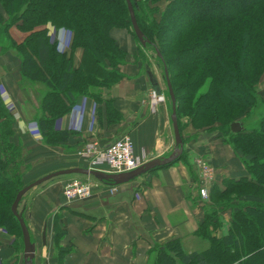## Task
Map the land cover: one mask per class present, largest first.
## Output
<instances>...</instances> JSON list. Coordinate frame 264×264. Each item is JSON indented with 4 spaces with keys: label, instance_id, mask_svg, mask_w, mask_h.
Returning <instances> with one entry per match:
<instances>
[{
    "label": "trees",
    "instance_id": "trees-1",
    "mask_svg": "<svg viewBox=\"0 0 264 264\" xmlns=\"http://www.w3.org/2000/svg\"><path fill=\"white\" fill-rule=\"evenodd\" d=\"M161 1H166L163 9ZM132 3L148 40L146 45L133 30L127 0H0L8 15L0 8V36L5 35L9 48L20 56L21 74L48 88L35 115L44 142L57 145L77 133L57 129L55 123L72 110L81 95L105 105L109 125L121 122L123 113L113 99L103 97V90L126 77L122 65L128 62L129 51L112 31L127 30L142 49L150 47L156 51L166 84L167 67L177 99L181 134L182 115L189 116L198 127L219 122L217 128L223 141L231 145L247 169L244 176L226 177L222 186L214 184L210 196L215 204L202 207L204 218L197 233L209 246L188 252L179 238L156 243L149 249L153 264H264V114L250 130L231 129L232 122L249 115L258 102L256 86L264 72V0ZM48 25L73 31L70 51L58 49ZM14 26L28 33L22 41L12 35L10 29ZM77 50L82 51L78 65ZM133 59L136 64L143 63L144 69L146 65L151 67L138 48ZM167 92L170 97L168 87ZM15 123L16 116L0 90V226L19 233L21 240L16 245L24 249L23 232L12 204L27 185L25 175L32 165L28 162L27 146L12 140ZM180 161L197 180L184 150L172 164ZM194 201H202L201 195ZM229 208L232 212L228 232L218 236L220 214ZM66 234L62 214L56 213L54 256L58 264H66V255L75 250L73 244H62Z\"/></svg>",
    "mask_w": 264,
    "mask_h": 264
},
{
    "label": "crops",
    "instance_id": "crops-1",
    "mask_svg": "<svg viewBox=\"0 0 264 264\" xmlns=\"http://www.w3.org/2000/svg\"><path fill=\"white\" fill-rule=\"evenodd\" d=\"M61 30V50L68 51L72 32ZM14 32L17 31L12 34L18 41L28 34ZM112 35L127 48L129 57L122 65L126 77L111 88H105L103 97L114 100L123 119L117 125H109L104 104L81 95L72 110L55 123L57 129L77 133L57 145L44 142L35 120L47 86L34 83L21 74L18 56L0 54V85L5 101L16 116L12 140L22 141L29 149L28 162L32 167L25 175L27 184L49 173L73 167L108 171L106 164L91 163L87 149L95 143L99 144L98 149H104L123 134L132 137L142 163L174 151L176 141L167 102L152 103L149 92L153 87L146 71L144 75L140 66L134 63L135 38L125 29H114ZM81 53V50L76 53L77 65ZM22 80L38 86L40 91L31 92L22 85ZM158 81L160 83L159 78ZM210 159L217 168L219 180L225 176L239 177L246 172L241 158L229 144L211 147ZM79 175L54 177L23 195L18 211L22 212L35 243L33 264H58L54 256L56 213L62 214V225L67 229L62 244L75 245V250L66 255V264H153V256L149 255L152 245L174 238H179L188 252L209 246V242L197 233L204 211L194 201L198 194L197 181L184 162L151 171L143 177L147 185H141L142 189L137 191L135 188L142 183L140 180L109 184L96 179L92 197L68 198L64 193L66 183L74 177L85 176ZM112 186H116L114 192ZM222 232L227 233V228ZM8 236L0 232V264H26L24 252L19 255Z\"/></svg>",
    "mask_w": 264,
    "mask_h": 264
},
{
    "label": "rangeland",
    "instance_id": "rangeland-1",
    "mask_svg": "<svg viewBox=\"0 0 264 264\" xmlns=\"http://www.w3.org/2000/svg\"><path fill=\"white\" fill-rule=\"evenodd\" d=\"M160 5H161L162 9L165 8L166 1H161ZM0 8L3 11L1 4H0ZM4 14L6 17L8 16L5 12H4ZM48 27L50 28L49 33L51 35V40L54 42H57L58 49L61 50L59 33H60V31H62L61 29H64V28H62V27L56 28V27L51 26V25H48ZM10 30H11V33H13V31H17V32L20 31V29H18L16 26L12 27ZM70 31L72 32V36H73V31L71 29H70ZM17 32H14V33H17ZM135 42H136V48L140 49V51L145 55L146 59L148 60V63H150L152 70L156 73L157 77L160 80L161 86H162V93L161 94L158 95L155 93V91L153 89H150L149 97L152 100L153 104H157L158 101L166 100L167 106H168V111H169V114L171 115V99L168 96L167 84L163 78V73H164L163 66L161 65L159 59L157 58V53L153 48H150V47H148L147 49H142L140 47V45H141L140 42L139 41L137 42V40ZM71 44H72V42H71ZM68 51H70V50H68ZM2 53H13L15 56H18L20 58V56L17 54V51L14 48H9V40L5 37V35L0 36V54H2ZM75 53H78V50ZM138 65L140 66L142 72L144 73L145 72L144 71L145 70L144 64L143 63L141 64L139 62ZM144 75H145V73H144ZM29 83L30 82H26V80H22V85L25 86L26 88H28V90H30L31 92L38 93L37 90L40 91L38 86L35 87L34 84L31 85ZM34 83H38V82H34ZM256 89H257V94H258L257 104L250 110L251 113L249 115H244V116H241L238 118V121H241L244 128H246L247 130H250L253 127H256L258 125L260 118L264 114V72L261 76L259 83L256 86ZM0 90H1V95L5 101V98L3 96L4 91H3V87L1 85H0ZM41 101L39 102V106L37 107V110L40 107ZM104 107H105V105H104ZM105 110H106V108H105ZM181 120H182V136L184 139V151L186 152L188 160L197 169V171H195L196 172L195 174L197 175V180H196L197 181V183H196L197 192H198V194H201V192H200L201 186H206L209 190V197L208 198H202V201H199L198 204L201 207H203V205H206V204L207 205H210V204L213 205L215 203L211 199V196H210L211 189H212L213 185L219 183L222 186L223 185V179L226 177H232V176H225L221 180L218 179L217 168L214 165V163L212 162V160L210 159V151H211V147H214V146L216 147V145L218 146L219 144H222V143H224V144H228V143L223 141V137L221 136L220 130L217 128V127H219V122H215L212 125H204V126L198 127V126H195L191 122L190 117L187 115H182ZM171 126H172V122H171ZM172 130H173V127H172ZM41 135H42V133L40 131L39 136H41ZM123 135H125V134H123ZM123 135H120L119 137H121ZM42 138H43V136H42ZM199 160H203V161L205 160L209 164L212 171L210 172V174H208V176H204L203 173L201 172L200 167H199V164H200ZM245 169H246V167H245ZM246 174H247V169H246V172L244 175H246ZM244 175H241V176H244ZM79 176H81V175H79ZM241 176H239V177H241ZM143 177H145V175L139 176L136 179H134V180H138V181L140 180L142 182L139 184V186H137L135 188L136 191L139 189H142L141 185H144V184L147 185V182L144 180L145 178H143ZM239 177H236V178H239ZM90 178H91L92 182H95L94 180H96V179L94 177L91 176ZM115 188H116V186H112L111 191L114 192ZM198 194H195L196 195L195 197H198ZM90 197H92V196H90ZM90 197L79 198V199H88ZM75 199H77V198H75ZM246 199H251V197H248ZM237 203L238 202L235 201V204H237ZM231 212H232L231 208L221 212L220 215H221L222 226L216 230V234L218 236H222V235L227 234V233L224 234L222 231L224 230V228H227V232H228ZM0 232L9 235L8 237H9L10 243L13 245V247L19 253V255L20 254L22 255L24 252V249H21V248L19 249V245H16L21 240L19 233L12 232L11 230H8L5 226H0Z\"/></svg>",
    "mask_w": 264,
    "mask_h": 264
},
{
    "label": "water",
    "instance_id": "water-1",
    "mask_svg": "<svg viewBox=\"0 0 264 264\" xmlns=\"http://www.w3.org/2000/svg\"><path fill=\"white\" fill-rule=\"evenodd\" d=\"M128 3V8L131 16V21H132V26L135 34L137 35L138 39L143 45H146L148 40L145 38L143 31L141 30L138 20L136 17V13L133 7L132 0H127ZM158 55L161 56V53L159 51ZM145 71L148 76V79L150 81L151 86L153 87V90L155 91L156 94H161V86L158 81V78L154 71L152 70V67L149 65L145 66ZM165 77L167 80V87L169 89V94L172 102V113H171V120L173 124V129H174V134H175V141H176V147L174 151L167 155V156H162V157H156L151 160H148L138 167L129 170V171H124V172H110V171H104L100 169H94V168H89V167H73V168H67V169H61L52 173H49L29 184H27L25 187H23L17 194L13 204H12V211L18 218L21 229L23 232V240H24V256L26 260V264H33V259L35 257V243L32 242L31 240V235L30 231L28 228V225L26 224V221L23 217L22 212L18 211V206L19 203L23 197V195L33 188L34 186H37L47 180H50L54 177L60 176V175H65V174H81L85 176H92L100 181H105L108 183L112 184H122L126 183L128 181L134 180L135 178L152 171L156 168L159 167H164L166 165H171L175 161L179 160L183 150H184V140L180 131L179 127V122H178V115H177V99L174 93V89L169 77V72L167 67L165 66ZM231 129L233 132H239L243 131L244 126L241 121H234L231 124ZM46 233H44L45 235Z\"/></svg>",
    "mask_w": 264,
    "mask_h": 264
},
{
    "label": "built area",
    "instance_id": "built-area-1",
    "mask_svg": "<svg viewBox=\"0 0 264 264\" xmlns=\"http://www.w3.org/2000/svg\"><path fill=\"white\" fill-rule=\"evenodd\" d=\"M94 146V147H93ZM99 144L90 145L87 154L92 158L91 163L106 164L110 172H124L132 170L142 162L136 154L135 144L128 134L121 136L110 142L104 149H98ZM199 167L204 176H208L212 171L209 164L204 160H199ZM92 182L89 176L76 177L66 183L64 193L68 198H87L93 195ZM201 197L208 198L209 190L206 186H201Z\"/></svg>",
    "mask_w": 264,
    "mask_h": 264
}]
</instances>
